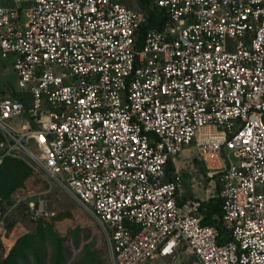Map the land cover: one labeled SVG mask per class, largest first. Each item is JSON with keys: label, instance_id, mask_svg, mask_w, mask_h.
<instances>
[{"label": "built area", "instance_id": "1", "mask_svg": "<svg viewBox=\"0 0 264 264\" xmlns=\"http://www.w3.org/2000/svg\"><path fill=\"white\" fill-rule=\"evenodd\" d=\"M20 1L0 4L14 77L0 163L20 158L85 204L111 264H264V0H153L169 21L143 32L145 12L123 0ZM191 143L211 186L179 201L167 166ZM208 195L226 241L202 222ZM21 202L31 220L56 212L40 194L0 195L7 246Z\"/></svg>", "mask_w": 264, "mask_h": 264}, {"label": "rangeland", "instance_id": "2", "mask_svg": "<svg viewBox=\"0 0 264 264\" xmlns=\"http://www.w3.org/2000/svg\"><path fill=\"white\" fill-rule=\"evenodd\" d=\"M13 3L14 0H0V4L4 5ZM20 3L26 6L28 1L21 0ZM131 6L137 8L138 4L135 0H131ZM22 17L25 18L23 12ZM6 63L12 66L11 56L5 58L0 56V85H5V79H9L12 84L14 82L11 66H5ZM3 67H6L5 70ZM195 155L196 149L191 143L185 146L182 155L174 161L182 178L179 193L180 195L191 194L193 198L206 197L204 188L211 186L210 177ZM38 194L45 198L49 207L56 210L58 216L39 221H32L20 214L15 218V223L9 232L12 243L21 235L40 234L41 240L37 246L30 249V252L23 253L17 264H39L40 262L41 264H54L56 249L59 245L58 240L63 237H66L64 244L71 250L66 264H84L83 258H87L86 255H90L94 264H111L109 240L100 223L85 204L64 191L54 180L47 181L42 179L38 173L33 172L32 178L11 194V200L13 198L34 199ZM4 200L10 202L8 199ZM76 236L80 237L78 245L74 243ZM2 246L3 251L0 253V258L10 248L6 244ZM144 264H170V261L156 257Z\"/></svg>", "mask_w": 264, "mask_h": 264}, {"label": "trees", "instance_id": "3", "mask_svg": "<svg viewBox=\"0 0 264 264\" xmlns=\"http://www.w3.org/2000/svg\"><path fill=\"white\" fill-rule=\"evenodd\" d=\"M138 4L139 9H142L146 14V21L141 26V31L143 32L149 26H157L161 27L167 24L169 21L167 11L164 7L156 5L153 0H135ZM127 5L131 6V0H125ZM141 38H137V44H140ZM3 93H6V88L2 89ZM9 92V91H8ZM7 92V93H8ZM205 171V170H204ZM168 176L172 178L174 176L173 166L169 165L167 167ZM33 176V171L29 165H27L23 160L8 156L0 163V195L2 199L11 200V194L26 184L27 180L31 179ZM188 196L192 197V195L182 194L178 192V200L182 201ZM206 205V210L204 213V217L202 222L214 224L217 226L219 230L218 241L223 242L226 241L230 237L229 228L224 224L221 219L222 213V202L218 195H214L209 200L203 201ZM25 203L21 202L18 212H14L8 217L7 225H8V234L12 225L15 223V218L20 214L25 217H28L27 212L24 209ZM55 214L50 216H41L36 220L39 221L48 217H55ZM58 216V215H57ZM29 218V217H28ZM31 220V219H30ZM79 236L75 238V244H79ZM40 234H36L34 236L30 235H21L12 243L10 248L7 250L6 254H2L3 257L0 258V264H17L18 260H20V256L23 253L30 252V249L37 244L40 243ZM66 237L59 238L58 247L56 249V254L54 258V264H66L68 262V256L71 252L69 248L66 247ZM3 242L0 240V253L3 251ZM35 249V248H34ZM87 258H83L84 264H94L90 255H86ZM41 264V262L39 263Z\"/></svg>", "mask_w": 264, "mask_h": 264}, {"label": "crops", "instance_id": "4", "mask_svg": "<svg viewBox=\"0 0 264 264\" xmlns=\"http://www.w3.org/2000/svg\"><path fill=\"white\" fill-rule=\"evenodd\" d=\"M123 1L125 2V0H123ZM8 57H9V56H8ZM3 64H5V63H3ZM6 64H7V65H5V66H11L10 63H6ZM5 68H6V67H3L4 70H5ZM5 81H6V82H5ZM5 81H4V82H5V85H0V87H1L0 90L3 91L2 89H3V88H6L5 92H8V91H9V88H8L7 80L5 79ZM9 85H12V83H10ZM195 156H196V155H195ZM178 157H180V156H178ZM196 157H197V156H196ZM197 158H198V157H197ZM176 159H177V158H175L174 160H170L169 163H168V166H169V165L173 166V170L177 169V166L174 165V161H176ZM198 159H199V158H198ZM199 160H200V159H199ZM200 162H201V161H200ZM201 165H202V163H201ZM168 166H167V167H168ZM202 167H203V166H202ZM179 190H180V189H179ZM211 197H212V196H211ZM211 197H210V198H211ZM187 198H193V196H192V197L188 196ZM185 199H186V198H185ZM185 199H184V200H185ZM182 201H183V200H182ZM10 239H11V238H10ZM11 240H12V239H11Z\"/></svg>", "mask_w": 264, "mask_h": 264}]
</instances>
